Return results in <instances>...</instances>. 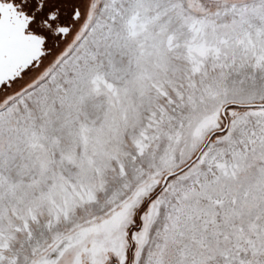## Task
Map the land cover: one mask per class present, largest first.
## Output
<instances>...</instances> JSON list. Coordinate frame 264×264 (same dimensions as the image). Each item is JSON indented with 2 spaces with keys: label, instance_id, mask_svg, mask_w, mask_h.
<instances>
[{
  "label": "snow or ice",
  "instance_id": "6c2138e0",
  "mask_svg": "<svg viewBox=\"0 0 264 264\" xmlns=\"http://www.w3.org/2000/svg\"><path fill=\"white\" fill-rule=\"evenodd\" d=\"M0 264H264V0H0Z\"/></svg>",
  "mask_w": 264,
  "mask_h": 264
}]
</instances>
